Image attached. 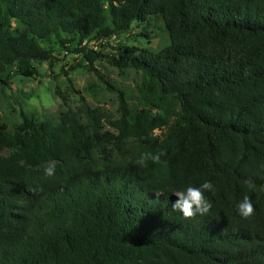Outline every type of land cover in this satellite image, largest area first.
Listing matches in <instances>:
<instances>
[{
  "label": "trees",
  "instance_id": "trees-1",
  "mask_svg": "<svg viewBox=\"0 0 264 264\" xmlns=\"http://www.w3.org/2000/svg\"><path fill=\"white\" fill-rule=\"evenodd\" d=\"M134 22L147 42L166 41L119 45L110 63L142 71L157 112L133 111L83 45ZM54 38L67 51L78 40L120 116L104 131L84 98L85 121L72 109L57 126L0 116V264H264V0H0L1 71L39 76ZM206 181L207 214L172 208L173 191Z\"/></svg>",
  "mask_w": 264,
  "mask_h": 264
},
{
  "label": "rangeland",
  "instance_id": "rangeland-1",
  "mask_svg": "<svg viewBox=\"0 0 264 264\" xmlns=\"http://www.w3.org/2000/svg\"><path fill=\"white\" fill-rule=\"evenodd\" d=\"M142 27L134 22L125 33L115 35L101 42L87 39L83 45L94 47L102 54L101 60L95 62V67L103 73L110 82L122 89L127 97L130 108L135 111L140 108L158 109L153 106V96L142 87V71L134 68L119 69L110 61L117 55L119 45H145L159 48L166 41L167 32L162 31L151 42L139 36ZM77 41L68 44V51L59 48L54 38L44 42L46 48L52 49L57 59L53 65L49 62L36 63L40 75L25 77L17 72L15 66L6 71L0 70V116L17 125L22 121L21 112L37 121H49L54 126L59 125L61 113L72 109L79 112L82 98L93 108H98L103 117V130L115 132L111 121L120 116L119 102L115 93L109 91L94 71L87 68V59L74 51ZM4 79L8 84H4ZM177 106L174 105V109ZM82 121L86 120L79 112ZM155 130V134H162Z\"/></svg>",
  "mask_w": 264,
  "mask_h": 264
},
{
  "label": "clouds",
  "instance_id": "clouds-1",
  "mask_svg": "<svg viewBox=\"0 0 264 264\" xmlns=\"http://www.w3.org/2000/svg\"><path fill=\"white\" fill-rule=\"evenodd\" d=\"M148 157L142 155L137 164L143 165ZM151 159L154 162H158L159 155L152 156ZM44 174L48 177H52L55 174L54 167H46ZM213 185L210 181H206L199 186L187 185L181 191H173L178 197L175 203L172 204V208L183 215L185 218H192L194 215H205L209 212L212 205L206 198L205 192L212 190ZM237 212L240 217L244 219L250 218L254 213V206L252 200L246 195L242 201L237 205Z\"/></svg>",
  "mask_w": 264,
  "mask_h": 264
}]
</instances>
